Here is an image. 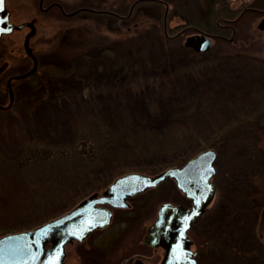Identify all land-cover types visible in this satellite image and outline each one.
I'll use <instances>...</instances> for the list:
<instances>
[{"label":"rangeland","instance_id":"1","mask_svg":"<svg viewBox=\"0 0 264 264\" xmlns=\"http://www.w3.org/2000/svg\"><path fill=\"white\" fill-rule=\"evenodd\" d=\"M38 1L6 0L11 22H35L30 47L39 71L13 81L34 67L24 48L29 29L1 37L0 105L13 108L0 111V236L66 213L123 174L155 175L214 149L216 193L190 235L206 264H264L255 218L218 221L226 203L245 197L264 208L263 44L218 42L195 58L184 44L191 30L179 35L174 13L164 25L161 0L141 1L131 13L137 0H45V8L58 4L46 11ZM79 8L99 13L66 15ZM176 9L197 18L179 3ZM164 202L191 204L165 180L115 210L105 229L69 243L64 264L158 259L160 250L145 249L142 239ZM230 222L244 248L232 244Z\"/></svg>","mask_w":264,"mask_h":264},{"label":"water","instance_id":"2","mask_svg":"<svg viewBox=\"0 0 264 264\" xmlns=\"http://www.w3.org/2000/svg\"><path fill=\"white\" fill-rule=\"evenodd\" d=\"M141 1L149 0H137L129 13ZM80 11L99 12L79 8L66 15L72 16ZM25 26L31 27L25 38V48L31 54L29 40L36 32L34 24L11 22L6 0H0V39L3 35L11 34ZM184 44L197 53L209 52L212 47L211 39L204 33L186 37ZM1 70L0 68V72ZM36 70L37 62L29 72L14 76V79L28 77ZM10 96L12 100V92ZM216 159V151L206 149L182 166L169 167L155 175L139 172L123 174L101 195L94 193L86 197L66 213L35 228L0 236V264H64L66 246L69 243L82 242L94 231L107 227L112 222L113 208L129 207L128 200L131 197L154 189L168 179L175 181L180 192L191 200V205L162 203L156 219L147 228L143 243L165 250L160 264H196L193 258L196 252L190 249L192 240L187 232L200 220L216 193L212 180L217 171ZM134 264L144 263L137 260Z\"/></svg>","mask_w":264,"mask_h":264},{"label":"flooded vegetation","instance_id":"3","mask_svg":"<svg viewBox=\"0 0 264 264\" xmlns=\"http://www.w3.org/2000/svg\"><path fill=\"white\" fill-rule=\"evenodd\" d=\"M44 2L45 0H39L38 1V6L40 10L46 11L49 10L50 8L58 5L57 3H52L50 4L47 8L44 7ZM165 6V12H164V25L168 23L169 19H172L171 14L174 13L173 18H177L180 20L179 24L176 25V28H182V31H180L179 35L185 34L187 30H191L192 35H198V34H206L211 41H212V48L215 46L216 43L218 42H224L223 44L231 45L235 44L236 42H242L244 45H256L261 42L263 44V53H264V0H178L177 3L181 4L183 7H188L190 11L192 10L194 14L197 16L195 19H190L188 18L187 14L180 13L176 9V11H173L169 3L166 5L164 4L165 1H162ZM139 3V2H138ZM137 3V4H138ZM137 4L135 6H137ZM170 9V10H169ZM134 10V8H133ZM99 13V12H98ZM113 15L114 17L117 18H126V17H119L118 14L115 12L108 13ZM202 17L201 19L198 17ZM26 22H32L35 26L34 21H26ZM171 22V21H170ZM24 23V22H23ZM23 28H28L29 31L27 34L30 32L31 27L30 26H25ZM36 28V26H35ZM26 34V35H27ZM188 37V35H187ZM26 38V36H25ZM25 38H24V48H25ZM32 38V37H31ZM30 38V40H31ZM30 40H29V47H30ZM260 45V44H259ZM31 48V54L29 52L28 55L33 61V66L35 62H37V70L33 72L30 76L37 74L39 71V59L36 56V54L33 52L32 47ZM26 50V48H25ZM27 51V50H26ZM209 51V52H210ZM260 57H264L260 56ZM1 67V72L5 70L6 68L3 65H0ZM0 72V75L3 73ZM29 72V71H28ZM27 73V72H26ZM25 73L21 72L16 75H13L11 79L14 81V76H19L23 75ZM26 78V77H25ZM10 80V79H9ZM12 82V81H11ZM12 86H9V88ZM11 106V107H10ZM10 107V108H9ZM8 108V109H6ZM13 108V104H9L8 106H1L0 105V111L1 112H8ZM135 196L129 199L130 206H131V201ZM191 203V202H190ZM191 205V204H190ZM129 206V207H130ZM118 209H127V208H115L113 209V217H114V212L115 210ZM256 217V229L253 234L254 241L255 239L258 240L257 246L262 247L264 250V208H261L260 212L255 214ZM109 226V225H108ZM196 225L192 226L188 230V236L192 240V245L190 246V249L194 252H196V255L193 256V258L196 260V264H206L204 260H201V257L203 254L202 249L200 246H198L197 240L190 235V231L193 227ZM106 228V227H105ZM98 229V230H103ZM148 228V227H147ZM147 233V231H146ZM145 233V235H146ZM144 235V237H145ZM143 237V239H144ZM88 238V237H87ZM86 238V239H87ZM84 239V240H86ZM142 239V244L145 249H152L153 252L159 251L160 255L158 256V259L156 262L152 260L150 257H145L144 254H135L129 258H126L123 260L122 264H134L135 261L140 260L144 264H160L162 261L165 250L161 247H149L146 246L143 243ZM83 240V241H84ZM245 241L246 240H241V245L243 248L245 247ZM253 240L251 239L249 241V246L252 245ZM206 244L211 247L212 246V240L211 237H207L206 239ZM256 247V246H255ZM234 248V247H233ZM253 250L255 249L254 246L251 247ZM209 249V248H208ZM257 249V248H256ZM209 254L213 256V252L211 250H208ZM152 257V256H151ZM156 257V256H155ZM153 257V258H155ZM148 259V260H147ZM152 260V262L150 261Z\"/></svg>","mask_w":264,"mask_h":264},{"label":"trees","instance_id":"4","mask_svg":"<svg viewBox=\"0 0 264 264\" xmlns=\"http://www.w3.org/2000/svg\"><path fill=\"white\" fill-rule=\"evenodd\" d=\"M161 1H165V2H167V3H169V4H171L172 5V10L173 11H175V9H176V4H177V1L178 0H161ZM152 2V1H151ZM139 10H140V8L136 11V16H138V14H139ZM141 10H143V9H141ZM140 10V11H141ZM193 54V53H192ZM197 55H198V53H195V55H194V57L195 58H197ZM175 76V75H174ZM72 91H74V90H72ZM150 191V190H149ZM152 191V190H151ZM245 197V196H244ZM244 197H242V198H244ZM240 200H242V199H238V201H233V203H232V205L230 204V205H228L227 203L223 206L224 208H223V212H222V219H218V221H220V223H222V221L223 220H226V218H228V217H230V216H233V215H235L234 216V218L235 219H237V217L238 216H240V214H243V215H245L246 217H248V218H255L256 217V213L258 212V205H257V199L253 196V197H245L244 198V200L243 201H241L242 202V204H241V202H240ZM238 204H241L242 205V209H239L238 210V208L236 209V206H238ZM221 208V210H222V207H220ZM238 211H242V213H237ZM228 220V219H227ZM234 221H236V220H234ZM230 224L232 225V226H234L235 227V229H236V231L237 232H235V236L233 237V239L231 238V242H232V244L233 245H236L237 247H239V246H241V241H240V244L239 245H237L236 244V239H238V235H239V233H238V226H237V224H236V222H230ZM219 227H222L221 225H219ZM222 231H218V233L217 234H220ZM234 233V232H233ZM233 233H232V235H233ZM246 234L248 235L249 234V232H247V230H246ZM251 235V234H250ZM250 238V237H249ZM241 240H242V238H241ZM231 242H230V244H231ZM238 243H239V241H238ZM232 244H231V246H232Z\"/></svg>","mask_w":264,"mask_h":264}]
</instances>
